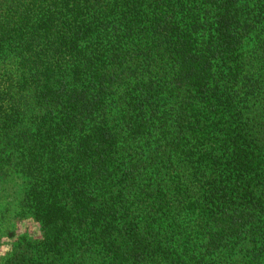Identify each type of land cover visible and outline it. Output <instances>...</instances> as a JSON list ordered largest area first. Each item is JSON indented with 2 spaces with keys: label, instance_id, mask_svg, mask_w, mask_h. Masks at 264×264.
<instances>
[{
  "label": "trees",
  "instance_id": "trees-1",
  "mask_svg": "<svg viewBox=\"0 0 264 264\" xmlns=\"http://www.w3.org/2000/svg\"><path fill=\"white\" fill-rule=\"evenodd\" d=\"M2 167L11 264H264V0H0Z\"/></svg>",
  "mask_w": 264,
  "mask_h": 264
},
{
  "label": "rangeland",
  "instance_id": "rangeland-1",
  "mask_svg": "<svg viewBox=\"0 0 264 264\" xmlns=\"http://www.w3.org/2000/svg\"><path fill=\"white\" fill-rule=\"evenodd\" d=\"M23 186L16 173L9 172L6 167L0 169V264H11L8 260L20 250L23 235L38 236L36 223L18 217Z\"/></svg>",
  "mask_w": 264,
  "mask_h": 264
}]
</instances>
